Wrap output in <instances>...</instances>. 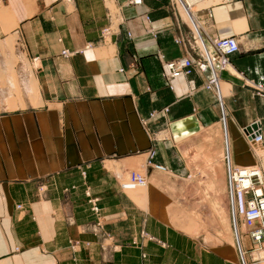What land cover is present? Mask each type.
Masks as SVG:
<instances>
[{
  "label": "crops",
  "instance_id": "obj_1",
  "mask_svg": "<svg viewBox=\"0 0 264 264\" xmlns=\"http://www.w3.org/2000/svg\"><path fill=\"white\" fill-rule=\"evenodd\" d=\"M221 2L201 0L190 19L171 0H0V71L14 70L0 75V264H242L226 157L258 164L246 128L260 129L264 147V96L253 87L264 85V0ZM196 33L238 39L218 90L205 88L209 73L163 74L160 55L194 53L177 39L194 44ZM149 150L165 170L147 166L141 206L121 187L128 173L106 161ZM175 204L222 240L175 226ZM243 243L254 246L248 234Z\"/></svg>",
  "mask_w": 264,
  "mask_h": 264
},
{
  "label": "built area",
  "instance_id": "obj_2",
  "mask_svg": "<svg viewBox=\"0 0 264 264\" xmlns=\"http://www.w3.org/2000/svg\"><path fill=\"white\" fill-rule=\"evenodd\" d=\"M136 0H130V3H135ZM182 4L190 11L189 14L194 16V10L190 8L186 0H181ZM230 1V0H227ZM173 7L177 8L180 6L178 0H171ZM206 8V7H204ZM203 9V8H201ZM200 9V10H201ZM178 11V10H177ZM194 11V12H193ZM112 34L111 26H108L103 29L102 35L103 39L108 40V38ZM132 36V34H129ZM204 38V37H203ZM179 43H188L194 53L190 54L189 56L180 57V58H172L168 59L165 55H160L162 63H163V74L167 81H171L172 79L180 76V75H190L194 71H198L201 73H209L208 81L205 84L206 89H219L220 85V74L221 72L228 70L231 66L230 57L239 51L240 46L238 39L233 35H222V36H212L209 39L204 38L203 43L201 44L198 42L197 38H194V44L191 43L189 39L186 37H179L177 39ZM65 54L68 51H64ZM257 94L264 96V85L263 84H253ZM189 88L190 94H194L197 92L198 87L194 80H189ZM169 111L168 107L160 111H154L152 113V117L163 113L166 114ZM247 137L249 138L250 142L261 141L262 142V135L260 129L254 130V128H250L251 132L246 128ZM154 155L153 150H149L147 154L146 163L147 166H153L155 168H163L160 164H155L152 162V156ZM228 161V180H229V190L232 194L234 192V196L231 198L232 207L239 206L240 213L245 217V223L248 225L249 233L254 241V243H261L259 241L264 239V181L258 177V174L255 172L253 174V183L249 187L245 188L243 191L240 190V185L237 181H235L234 175L241 172L239 171L241 167L234 164L232 161L231 156L227 155ZM165 168V167H164ZM263 176H264V169H263ZM131 180H136L138 177L137 172L135 170L131 173ZM122 186V185H121ZM123 188V186H122ZM257 188H261L262 192L258 194L256 191ZM124 189V188H123ZM240 191L244 192V195L240 194ZM238 192V195H237ZM253 192V194H252ZM234 204V206H233ZM262 212L263 215H259ZM240 221L243 218L240 216L238 217ZM234 219V225L237 227L238 220ZM239 247L240 252H243L240 240H239ZM252 260L248 261L247 259H243L242 264H260L259 260L252 256ZM264 264V263H261Z\"/></svg>",
  "mask_w": 264,
  "mask_h": 264
},
{
  "label": "rangeland",
  "instance_id": "obj_3",
  "mask_svg": "<svg viewBox=\"0 0 264 264\" xmlns=\"http://www.w3.org/2000/svg\"><path fill=\"white\" fill-rule=\"evenodd\" d=\"M1 57V61H3L4 56L0 53ZM0 61V62H1ZM8 68H10V71H7ZM13 67L12 64L9 63L7 64V66H5V69H2L0 71V75L3 78V76L6 74L8 76L9 80L13 79ZM11 72V73H10ZM12 78V79H10ZM33 84V88L32 91L35 89L34 87V80L32 82ZM9 108H13L12 106H8ZM168 136V132L164 133L162 135V137ZM255 148V151L257 153V157H258V164L254 163V164H247L245 166H249V165H259L264 168V150L261 147H258L257 144H252ZM259 145V144H258ZM259 151V152H258ZM261 156V157H259ZM262 160V162L260 161ZM234 163V162H233ZM235 164V163H234ZM121 165V167H120ZM238 165V164H236ZM106 166L109 168H113L115 169L117 172L124 174V176L126 175V172L128 173V176L125 177L122 181H121V185L123 186L125 191H128L130 194H132L134 196V198L138 201V203L141 206H145L147 204V200H148V196H149V189H150V181L148 179V174H147V163L146 160H144L143 156H131V157H127L121 161H117V160H108L106 161ZM240 166V165H238ZM153 168V166H151ZM135 170V172H137L138 177H140L141 179L137 178L136 180H131V173L132 171ZM85 174V173H83ZM84 178V175H83ZM263 180H264V176H263ZM121 186V187H122ZM76 188L75 185L71 186V187H67L65 188V193L69 194L72 193V191ZM90 188L86 187L84 190V194L87 198L88 203L90 204V208L91 211L94 213V215L96 216V225L97 227H103V217H102V207L100 206L99 202L100 199L98 197H95L91 191L89 190ZM46 188H44L43 193H42V189L40 191V189L37 191V195H39V198H43L42 196L45 195ZM18 208H21L22 205H17ZM168 212L169 215L171 217V221L173 224H175V226H177L178 228L182 229L183 231L189 233L190 235L193 236H199L202 232L206 231L207 235L205 236L206 238V242L213 244V243H218L222 240V236L223 234H214L211 231H208L206 229V226L202 223H200V217L197 216L194 212H188L186 211L183 207L175 204V205H171L168 207ZM231 216H232V223H233V227H234V232H235V237H236V231H235V226H234V215H233V208L231 206ZM237 226H238V230H239V235L241 237V245H242V250L243 252H240V247H239V242L237 240L238 243V247H239V252H240V256H241V262L243 261V259H247L248 261L252 260V256L256 257H261L264 258V247L260 248V247H255V243L253 248L251 250H246L244 247V243H243V237L244 234H248L249 235V229H247L244 226V223L242 221H240L238 219L237 222ZM100 230V229H99ZM105 233V232H104ZM227 235V234H226ZM229 236V235H227ZM237 239V237H236Z\"/></svg>",
  "mask_w": 264,
  "mask_h": 264
},
{
  "label": "bare ground",
  "instance_id": "obj_4",
  "mask_svg": "<svg viewBox=\"0 0 264 264\" xmlns=\"http://www.w3.org/2000/svg\"><path fill=\"white\" fill-rule=\"evenodd\" d=\"M179 1V3H180V6H179V8L180 9H182V11H184V14L185 15H187L190 19H193V17L194 16H191L190 14H189V12L188 11H190V10H188L181 2V0H178ZM187 1V3H188V5L190 6V8L192 9V10H194L195 12H197L198 10H200L201 8H196V6H197V4L201 1V0H186ZM222 2H226V0H222ZM221 2V3H222ZM193 11V12H194ZM194 12V13H195ZM196 38H197V40H198V42H200L201 44L203 43V38L201 37V35L199 34V33H196ZM68 53V52H67ZM7 71H10V68H8V70ZM11 73V72H10ZM32 88H33V84L31 83L30 85H27V90L28 91H32ZM229 139V138H228ZM254 144H257V146L258 147H261L263 150H264V147H263V145H262V143H261V141L259 140V141H256V142H253ZM259 144V145H258ZM228 147H229V145H228ZM229 150V149H228ZM259 152V151H258ZM259 157H261V156H259ZM241 167L242 168H240L239 169V171L241 172V174L240 173H237L236 175H234V180L235 181H237L238 183H239V185H240V190H244L245 188H247V187H249L250 185H252V183H253V174H255V172L258 174V177L261 179V180H263V167H262V165L261 166H259V165H249L248 167L247 166H245V165H241ZM155 170L157 169V170H165V168L163 167V168H161V167H159V168H155V167H153ZM154 170V171H155ZM264 181V180H263ZM228 184H229V180H228ZM242 191H240V194L242 195V197H243V195H244V192H242ZM257 192H258V194L259 193H261L262 192V189L261 188H257V190H256ZM252 194H253V192H252ZM229 195H230V202H231V198L234 196V192H232V194H231V192H230V190H229ZM237 195H238V192H237ZM231 206H232V202H231ZM233 206H234V204H233ZM233 208V215H234V218L236 219V220H238L239 218V216L241 217V218H243L242 219V222L244 223V226L247 228V229H250L249 227H248V225L245 223V217H244V215L243 214H241L240 213V209H239V206H237V207H232ZM259 215H263V213L262 212H260L259 213ZM235 226V225H234ZM238 227V226H237ZM235 231H236V237H237V240H238V242H239V240H240V244H241V237H240V235H239V230H238V228L236 229V227H235ZM249 232V231H248ZM249 237L251 238V236H250V233H249ZM252 239V238H251ZM253 241V240H252ZM258 242V241H257ZM255 243V247L257 246V247H260V248H262V247H264V239L263 240H261V241H259V242H261V243ZM253 243H254V241H253ZM241 247H242V245H241ZM258 260H259V262H260V264L261 263H264V258H261V257H256Z\"/></svg>",
  "mask_w": 264,
  "mask_h": 264
}]
</instances>
